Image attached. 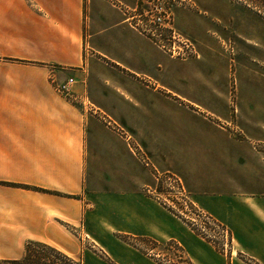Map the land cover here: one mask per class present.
Segmentation results:
<instances>
[{
	"label": "crops",
	"instance_id": "obj_1",
	"mask_svg": "<svg viewBox=\"0 0 264 264\" xmlns=\"http://www.w3.org/2000/svg\"><path fill=\"white\" fill-rule=\"evenodd\" d=\"M137 4L138 0H0V259L19 258L32 240L73 255L68 240L89 236L85 221L95 225L100 208L109 216L102 219L100 230L177 239L195 264H248L217 253L144 197L140 191L152 181L149 170L107 127L113 122L127 128L157 168L171 164L169 150L155 148L148 139L150 128L163 121L155 119L149 106V93L160 91L159 83L144 84L140 79H155L116 59L122 47L130 56L133 46L152 43L124 15ZM144 51L145 59L151 58ZM89 54L113 63L95 65L92 81ZM117 66L139 77L129 93L102 71L118 72ZM68 75L76 78L73 93L95 114L56 90L52 78L61 81ZM261 158L257 153H204L194 156L203 169L188 172L199 192L196 205L225 224L236 252L257 264H264ZM207 163L211 169L205 168ZM84 206L97 207V215L93 218ZM108 251L118 264H153L123 246Z\"/></svg>",
	"mask_w": 264,
	"mask_h": 264
},
{
	"label": "rangeland",
	"instance_id": "obj_2",
	"mask_svg": "<svg viewBox=\"0 0 264 264\" xmlns=\"http://www.w3.org/2000/svg\"><path fill=\"white\" fill-rule=\"evenodd\" d=\"M137 5L135 11L129 10L125 15L133 27L141 18L136 15L142 13V0ZM137 31L141 33V29ZM151 38L157 43L145 41L144 47L139 43L130 48L133 50L130 56L122 47L116 59L155 79H140L144 84L154 87L159 83L160 91L149 93V106L154 109L155 119L163 121L150 128L148 139L155 148L169 150L171 164L165 165L167 169L157 168L150 154L135 144L127 128L113 122L106 125L133 148L139 165L149 170L152 181L140 191L144 197L217 253L257 264L236 252V244L225 224L196 205L194 200L199 192L188 172L203 169L201 161H194V156L204 153H257L264 159V7L249 0L176 2L172 6L171 29H165L163 36ZM143 51L151 58L145 59ZM87 58L92 60L90 81L97 72L95 65L103 66V61L113 64L100 55L94 58L89 54ZM118 69L123 72L108 68L102 71L113 84L131 92L138 75L122 67ZM143 158L150 161L149 166L143 165ZM180 162L182 165H178ZM211 167V163L205 165ZM261 167L264 175V163ZM233 189L238 186L233 184ZM84 208L90 210L93 218L98 213L97 207ZM98 209L101 212L95 225L94 221H85L89 236L73 235L68 240L74 246L70 256L81 264H118L108 251V247L116 246L134 250L153 264H195L177 239L100 230L102 219L109 216L105 209Z\"/></svg>",
	"mask_w": 264,
	"mask_h": 264
},
{
	"label": "built area",
	"instance_id": "obj_3",
	"mask_svg": "<svg viewBox=\"0 0 264 264\" xmlns=\"http://www.w3.org/2000/svg\"><path fill=\"white\" fill-rule=\"evenodd\" d=\"M184 0H142L143 8L142 13L136 16H141L140 20L137 19V26L139 29H141V33L145 34L153 43L155 40L151 38V36H163L165 29H171V16H172V6L174 3L177 2V4H180ZM128 12H124V15H126ZM134 16H132L133 18ZM128 20V18H127ZM131 23V22H130ZM132 24V23H131ZM134 26V27H135ZM133 27V26H132ZM135 27L134 29H136ZM136 30H139V29ZM148 33V34H147ZM168 41L169 39H164ZM184 46L185 43H182ZM159 46V44H158ZM172 53L175 54V51L172 50ZM54 87L56 90L65 98L73 101L76 104H79L80 106H85L84 109L86 110V113L88 114H95L92 110V107L87 104L85 105V101L82 96L74 94L72 91V88L74 84L76 83V78L73 75H68L65 77L64 80L56 81L52 78ZM143 165L149 166L150 161L147 158H143L141 161ZM180 181V180H179ZM181 183V181H180ZM211 225L215 229L216 225L215 223L210 222ZM224 230V228H222Z\"/></svg>",
	"mask_w": 264,
	"mask_h": 264
},
{
	"label": "trees",
	"instance_id": "obj_4",
	"mask_svg": "<svg viewBox=\"0 0 264 264\" xmlns=\"http://www.w3.org/2000/svg\"><path fill=\"white\" fill-rule=\"evenodd\" d=\"M264 7V0H249ZM0 264H81L79 260L41 241H28L16 259H0Z\"/></svg>",
	"mask_w": 264,
	"mask_h": 264
}]
</instances>
